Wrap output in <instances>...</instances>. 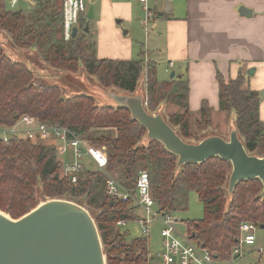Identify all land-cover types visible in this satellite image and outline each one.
Returning a JSON list of instances; mask_svg holds the SVG:
<instances>
[{"label":"trees","instance_id":"1","mask_svg":"<svg viewBox=\"0 0 264 264\" xmlns=\"http://www.w3.org/2000/svg\"><path fill=\"white\" fill-rule=\"evenodd\" d=\"M62 0H39L28 11L8 10L0 0V32L13 48L34 51L48 68L76 74L82 69L101 88L133 94L145 71L146 110L155 114L160 103L173 104L181 112L166 121L188 143H197L205 134L191 133L189 117L196 115L211 125L213 111L205 100L199 111L188 105L189 84L182 77L158 80L156 63L146 51L135 59H108L96 56L88 19L80 15L77 31L63 39ZM248 74L224 78L216 72L218 111L234 113L236 130L246 151L264 156V121L259 118L260 96L251 89ZM40 80L39 78H37ZM25 64L7 56L0 43V125L12 126L28 115L48 126L65 127L93 147L105 148V172L127 189L135 187L139 172L149 176L155 210L164 215L187 209L188 196L195 192L202 203L200 220L186 221L191 236L218 258L228 259L237 244L243 221L264 225V196L258 179L238 182L227 192L230 162L219 157L177 167V156L163 144L147 140L146 130L130 114L113 105L98 104L86 92L66 96L54 85H44ZM191 115V116H190ZM208 125V124H207ZM174 127H177L176 130ZM105 173L84 166L75 183L63 176L52 143L11 138L0 139V211L17 219L49 199H63L85 207L97 226L106 264H147L152 258L147 237H130L118 221H135L137 209L109 197Z\"/></svg>","mask_w":264,"mask_h":264},{"label":"crops","instance_id":"2","mask_svg":"<svg viewBox=\"0 0 264 264\" xmlns=\"http://www.w3.org/2000/svg\"><path fill=\"white\" fill-rule=\"evenodd\" d=\"M85 1L88 7H93V19L87 18L86 25L96 35V56L135 59L131 56L129 42L122 50L112 45L111 39L120 40L122 33L118 24L132 26L138 20L142 27L143 12L138 1ZM35 2L9 0L11 8H6L28 11ZM165 2L170 6L167 12ZM149 5L158 17L145 30L147 35L151 32L154 51L146 53L145 59L155 62L156 68L163 65L162 72L172 69L174 76L188 81V105L192 112L199 111L203 100L213 111H218L216 72L228 79L235 78L239 72L246 75L253 68L254 73L249 76L251 88L260 91L264 88L257 84L259 78H264V0H151ZM240 7L249 9L250 16H241ZM30 54L27 57L32 62ZM66 155L63 160L69 161L70 154ZM83 161L86 166L90 164L87 157Z\"/></svg>","mask_w":264,"mask_h":264},{"label":"water","instance_id":"3","mask_svg":"<svg viewBox=\"0 0 264 264\" xmlns=\"http://www.w3.org/2000/svg\"><path fill=\"white\" fill-rule=\"evenodd\" d=\"M164 4V11H169L168 2ZM238 12L245 17L251 14L245 7H240ZM86 17L93 19L91 5ZM76 31L74 27L72 37ZM253 73V68L247 72L250 76ZM173 77L174 72H171L170 78ZM110 92L107 97L112 105L127 111L138 121L146 130L147 140L160 142L177 156V167L219 157L231 165L228 194L238 182L258 179L262 185L259 196H264V156L249 154L235 129L229 132L227 140L209 135L197 143H188L160 113L151 114L146 110L141 94ZM261 94L264 96V92ZM259 228L264 229V225ZM0 264H106V259L97 226L89 211L69 200L49 199L17 219L0 211Z\"/></svg>","mask_w":264,"mask_h":264},{"label":"built area","instance_id":"4","mask_svg":"<svg viewBox=\"0 0 264 264\" xmlns=\"http://www.w3.org/2000/svg\"><path fill=\"white\" fill-rule=\"evenodd\" d=\"M137 1L143 12L142 28L147 30L149 23L156 19L158 14L150 7L151 0ZM87 10L88 5L85 0H62L61 16L64 40L71 38L72 29L77 28L80 15H86ZM11 138L52 143L57 157L69 153V161H59L62 164L63 176L71 183L77 181L78 173L86 166L83 160L87 157L94 170L105 173L106 194L113 199L127 202L137 209L139 214L135 221L141 227L142 236L148 235L150 225L155 219L159 222L161 249L157 253L150 254L153 264H233V261L246 253H255L258 256L250 264H264V245H257L256 225L247 221L241 222L238 228L237 244L232 248L230 257L228 259L218 258L192 238V228L188 227L185 222L186 233L181 234L175 228V216L164 215L155 210V202L150 195L149 176L145 171L138 173L133 189L125 188L105 172V164L98 150L65 127L48 126L39 123L33 117L23 115L12 126L0 125V139L7 143ZM125 224V221L117 222L119 227H124Z\"/></svg>","mask_w":264,"mask_h":264},{"label":"rangeland","instance_id":"5","mask_svg":"<svg viewBox=\"0 0 264 264\" xmlns=\"http://www.w3.org/2000/svg\"><path fill=\"white\" fill-rule=\"evenodd\" d=\"M5 5L7 8H11L9 0H5ZM11 10H15V9H11ZM139 22L140 21L137 20V22L132 26H127L125 23L118 24L117 25L118 29L121 30L122 33L121 36H119L120 40L114 37L111 39L112 45L122 50L124 49L125 46L124 44L129 42L131 45L130 52L132 58H136L140 50H142L143 52L146 51V53L149 54L154 52L152 51L153 47L151 46V41H150L151 32L149 35H147L145 29H143L140 26ZM151 22L149 23V25L151 24ZM123 32L126 33L124 34ZM91 38L95 46H97L95 33L91 32ZM0 43L5 54L9 56L11 59L19 61L25 64L28 68H30L36 79L37 78L40 79V80L37 79L39 83H42L44 85L57 86L61 90V92L66 96H72L74 94H77V92H79L80 90H82L87 94H90L98 104L112 105L111 100L107 97V93H111L110 92L111 90L101 88L96 82L95 78L88 76L86 73H84L82 69L78 70L76 74H69V75H66L65 72L54 71L48 68V66L39 59V57L35 54L34 51L30 52L33 55L32 56L33 61L31 62L27 57L28 55L31 54L28 51H21L13 48L9 38L3 32H0ZM108 43L109 42L107 41L105 44L107 45ZM146 48L149 49L148 52ZM162 66L163 65L161 64L160 67L159 65L157 66L156 76L158 80H168L169 74L173 71L172 69H169L168 73L162 72L161 71L163 70ZM257 84L259 86H264V78H259ZM262 90L261 91L264 92V88ZM256 91L259 93L261 100L260 102L261 109L259 107V118L261 121H264V96H262L261 94L262 92L260 90H256ZM135 92L143 96V101L146 108L147 99H146L145 71H142V74L140 75ZM175 112H181V110L178 109V107H176L173 104L160 103L154 113H160L162 117L166 121H168L169 115ZM189 118H190L189 122L191 124L190 126L191 133H194L196 137L213 133V135L221 136L227 140L229 132L233 129L235 115L234 113L227 114L219 111H212L210 116V121H211L210 126H209V122L208 123L203 122L201 119H198L199 117L196 115H192ZM174 128L178 130L177 127ZM145 139L146 138H144V140ZM96 149L101 154L106 169V165H107L106 150L105 148H99V147H96ZM66 156L67 155L59 156L58 159L63 160ZM138 214L139 213L137 211V215ZM202 216H203L202 203L200 202L195 192H190L188 196L187 209L175 214V220H176L175 228L178 229L181 234H185L186 227L184 225V222L200 220ZM122 229L127 230L129 232L130 237L132 238L142 236L141 227L139 223L136 221L127 222L125 226L122 227ZM160 229L161 226L159 222L155 219L150 225L149 233L146 236L150 254L157 253L161 249ZM256 239H257V245H264V229H260L259 227L257 228ZM257 257L258 256L255 253H246L245 255L241 256L239 259L233 261L232 263L250 264L254 262ZM147 264H153V262L151 263L150 261H148Z\"/></svg>","mask_w":264,"mask_h":264}]
</instances>
